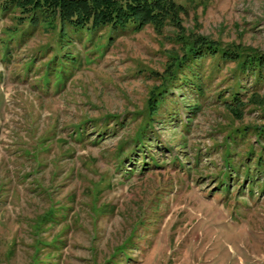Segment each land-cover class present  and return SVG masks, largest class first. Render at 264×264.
Listing matches in <instances>:
<instances>
[{
  "label": "rangeland",
  "instance_id": "rangeland-1",
  "mask_svg": "<svg viewBox=\"0 0 264 264\" xmlns=\"http://www.w3.org/2000/svg\"><path fill=\"white\" fill-rule=\"evenodd\" d=\"M175 2L186 34L264 53V0ZM18 16L0 14V264H264V71L207 58L148 121L176 26L59 37Z\"/></svg>",
  "mask_w": 264,
  "mask_h": 264
},
{
  "label": "trees",
  "instance_id": "trees-1",
  "mask_svg": "<svg viewBox=\"0 0 264 264\" xmlns=\"http://www.w3.org/2000/svg\"><path fill=\"white\" fill-rule=\"evenodd\" d=\"M11 11H17L19 16L16 19L21 26L25 22L31 28L40 23L47 24L49 28L57 25L59 37H64L69 28L93 34L108 29L116 34L128 29L139 32L150 25L156 34H162L165 26H176L179 33L172 41L177 48L167 53L163 72L153 73L160 83L149 93L147 114L144 115V119L148 121L156 118L165 100L177 88V83L184 84L185 86L180 87L188 90L194 86L198 88L200 80L194 76L193 69L207 58L222 63H234L240 74L260 77L264 71L263 52L236 46L223 47L215 41L186 34L179 22V14L184 13L185 9L175 0H0V14L7 15ZM17 30L15 27L9 31L15 33ZM113 39L114 36H111L109 44ZM185 71L192 77L185 75ZM193 81L198 83L194 84ZM224 104L238 117L240 109L246 105L240 99L238 90ZM108 117L119 118L114 115ZM255 131L256 135L262 134L257 128ZM239 132H232L228 136L235 138L241 135Z\"/></svg>",
  "mask_w": 264,
  "mask_h": 264
}]
</instances>
